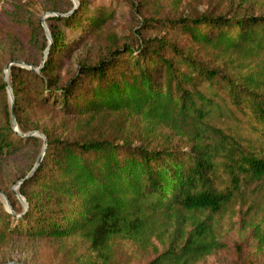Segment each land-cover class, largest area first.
<instances>
[{
    "label": "trees",
    "instance_id": "16d2710c",
    "mask_svg": "<svg viewBox=\"0 0 264 264\" xmlns=\"http://www.w3.org/2000/svg\"><path fill=\"white\" fill-rule=\"evenodd\" d=\"M79 1L57 18L63 30L48 21L39 71L11 66L14 105L0 79V159L29 148L43 155L21 179L27 206L7 195L13 212L0 216V241L71 242L74 264H122L119 242L152 252L147 264H200L225 248L214 217L243 182L264 178V15L166 19L187 43L114 39L106 57L65 78L79 41L67 32L101 33L113 16ZM36 108L55 111L63 133L28 121ZM30 131L46 137L45 152Z\"/></svg>",
    "mask_w": 264,
    "mask_h": 264
},
{
    "label": "rangeland",
    "instance_id": "374dc122",
    "mask_svg": "<svg viewBox=\"0 0 264 264\" xmlns=\"http://www.w3.org/2000/svg\"><path fill=\"white\" fill-rule=\"evenodd\" d=\"M19 1L22 2V7L17 9ZM90 2L93 10L100 9L113 16L101 33L87 35L81 31L67 32L69 40L77 37L79 41L64 60L65 78L73 74L79 64L94 65L106 57L110 41L114 39L119 45L129 44L133 47H136L140 40L166 36L169 40L182 39V42L187 43L180 36L181 33L164 28L162 21L166 19H178L206 12L227 14L230 17L264 15V0ZM79 5V0H0V79L10 82L11 68L9 71L6 68L15 62L24 63L35 70L39 69L35 67L43 64L48 56L45 46L52 42V34L47 29L48 21L63 30V25L58 20L71 14ZM21 22H28V27H20ZM41 25L45 27L44 34H40ZM7 94L8 102L12 103V98ZM29 119L32 124L37 121L41 129L63 133V119L58 117L55 111L36 108ZM30 133H36L35 137L44 140L37 135L40 131ZM37 149L29 148L8 160L0 159V192L7 198L8 194L16 196L21 179L36 166L39 160ZM8 209L6 200L0 195V216L8 213ZM214 220L218 227V238L225 248L207 257L200 264H234L238 260L248 264H264V178L255 182H243L229 210L216 215ZM72 246L71 242L10 238L5 242L0 241V264H74L75 258L69 250H74ZM114 247L117 250V260L122 264H147L153 258L152 252H140L127 242H119Z\"/></svg>",
    "mask_w": 264,
    "mask_h": 264
},
{
    "label": "water",
    "instance_id": "95a60500",
    "mask_svg": "<svg viewBox=\"0 0 264 264\" xmlns=\"http://www.w3.org/2000/svg\"><path fill=\"white\" fill-rule=\"evenodd\" d=\"M44 28H45V27H44ZM51 45H52V42H51V44L49 45V48H50ZM49 48L46 50V53H47V54H48V50H49ZM44 62H45V60L43 61V64H44ZM14 64L21 65V66H25V67H28V68L33 69V67H31V66L29 67L28 65H26V64H24V63H21V62H15ZM11 66H13V65H9V66L6 68V70L9 71L10 68H11ZM36 71H39V69H37ZM5 82H6V87H7L8 93H9L10 97L12 98V105H14V100H13L14 96H13L12 89H11V87H10L9 82H8V81H5ZM12 121H13V126H14V128H15V129H18V127H17L18 124H17V120H16V116H15L14 109H12ZM16 131H17V130H16ZM35 135H36V133H30V134H28L27 136H35ZM37 135L44 139V152H45L46 147H47L46 137H45L43 134H41V133H37ZM44 152H43V154H44ZM42 157H43V155L39 158V160H38L36 166L34 167V169H33L32 172H31V174H32V173L37 169V167L39 166L40 161L42 160ZM21 183H22V182H20V183L18 184V188H20ZM0 195H2V196L4 197V199L6 200V202H7V206H8V208H9L8 211H9V212H13V211H12V208H11V205H10V202L8 201V198H7L3 193H1V192H0ZM16 196H17L18 199L22 202V204L26 207V206H27V204H26V200L21 196V194H20L19 192H17V193H16Z\"/></svg>",
    "mask_w": 264,
    "mask_h": 264
}]
</instances>
